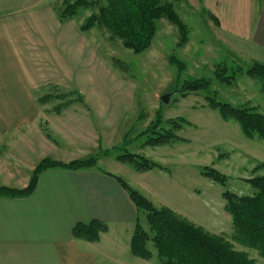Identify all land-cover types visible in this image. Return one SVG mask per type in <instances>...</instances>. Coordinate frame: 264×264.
<instances>
[{
    "label": "crops",
    "instance_id": "crops-1",
    "mask_svg": "<svg viewBox=\"0 0 264 264\" xmlns=\"http://www.w3.org/2000/svg\"><path fill=\"white\" fill-rule=\"evenodd\" d=\"M57 1L0 0V159L10 155L28 166L18 180L11 174L0 186H27L45 157L71 161L96 155L104 132L124 129L135 107V83L123 81L109 66L81 21L59 19ZM200 3L235 54L264 60V0ZM47 85L78 91L84 104L57 112L56 101L38 99ZM26 146L36 160L26 159ZM4 170L1 174L10 172ZM108 173L117 175L101 166L49 168L29 196L0 197V264H158L131 253L142 211ZM157 206L177 211L167 203ZM93 219L108 225L100 240L73 237L76 223Z\"/></svg>",
    "mask_w": 264,
    "mask_h": 264
},
{
    "label": "rangeland",
    "instance_id": "rangeland-1",
    "mask_svg": "<svg viewBox=\"0 0 264 264\" xmlns=\"http://www.w3.org/2000/svg\"><path fill=\"white\" fill-rule=\"evenodd\" d=\"M168 1L174 3L189 27V41L182 47L177 46L178 29L164 18L157 21V32L151 46L141 53L126 48L121 39L114 37L101 25L88 32L97 42L101 56L109 66L119 73L123 81L136 85L135 107L123 124L126 131L120 129L112 133L104 132L107 134L102 135L101 143L98 141L101 146L97 154L102 155L109 148L128 140L127 151L141 153L163 168L138 172L128 164H116V156L123 149L112 150L106 157L103 155L99 165L117 174L133 188L139 187L136 184H142L143 188H140L151 196L155 205L167 203L174 206L177 210L175 212L205 230L223 236L233 243L236 250L245 251L259 264H264V258L257 250L233 240L232 219L225 210L226 202L222 196L225 190L246 195L255 193L256 189L245 179L264 174V168L255 171L257 165L264 163V140L258 137L246 138L237 122L223 120L217 109L209 107L205 92L190 93L186 97L174 92L183 80L213 78L215 65L221 61L245 69L254 61L247 55L235 54L226 45L216 29L214 19L200 0ZM92 12L80 9L75 18L82 23ZM170 54H175L186 64L181 73L176 65L169 62ZM211 90L216 93L219 101L229 102L236 107L256 106L264 113V92L258 78L238 74L232 85L214 79ZM164 95H169L168 103L161 101ZM157 113L161 115L164 125L170 118L189 121L190 124L185 123L178 132L186 140L157 147L145 146L147 136L138 135L156 118ZM15 148L17 151L21 149L20 146ZM22 148L27 152L28 161L36 160L32 149L27 146ZM203 166H212L226 174L229 177L226 185L222 186L202 175ZM3 167L4 171L10 172L1 174ZM27 168L26 160L4 155L0 159V183L7 178L12 179L9 177L11 174L18 180ZM144 185L148 192L144 190ZM143 213L140 222L150 231ZM149 247L154 253L153 259L157 260V252L151 242Z\"/></svg>",
    "mask_w": 264,
    "mask_h": 264
},
{
    "label": "trees",
    "instance_id": "trees-1",
    "mask_svg": "<svg viewBox=\"0 0 264 264\" xmlns=\"http://www.w3.org/2000/svg\"><path fill=\"white\" fill-rule=\"evenodd\" d=\"M57 13L61 21L75 19L80 9L92 12L80 25L82 31H90L97 25L105 27L114 37L121 39L123 45L134 53L147 50L157 32V21L168 20L176 26L179 33L177 46L182 47L189 41V27L171 1L163 0H58ZM212 17V16H211ZM169 62L177 66L179 73L186 67L183 60L170 54ZM238 74H246L261 80L264 92V62H254L248 68L230 65L225 60L215 65L213 78H189L177 86L174 92L182 97L190 93L205 92V99L212 109H217L223 120H233L240 125L246 138L258 137L264 140V113L256 106L236 107L229 102L217 100L211 90L213 80L232 85ZM38 95L41 103L54 100L57 112L74 104H84V97L78 91L69 90L58 85H47ZM164 125L159 113L138 136L146 135L144 145L157 147L186 140L179 131L186 124L184 118H170ZM128 140L113 147L110 151L123 149L116 156L122 163L128 164L138 172H147L154 168H163L141 153L127 151ZM109 151V152H110ZM100 155L71 161L43 158L33 170L28 185L24 188L0 186V197H27L36 188L39 175L49 168L80 170L99 166ZM264 163L255 167L263 169ZM109 175H112L108 173ZM201 174L214 182L225 186L228 176L212 166H203ZM128 192L137 210L145 213L150 231L137 222L131 237L130 251L134 256L149 260L154 253L149 247L151 242L157 252L158 264H259L245 251L236 250L233 243L223 236L211 233L191 222L185 216L167 206H157L138 189L130 186L124 179L112 175ZM256 191L252 195L237 194L229 190L222 193L225 210L231 215L233 240L245 247L255 249L264 258V174L245 179ZM143 213V214H144ZM108 230L106 222L93 219L78 222L72 229L75 238L98 241Z\"/></svg>",
    "mask_w": 264,
    "mask_h": 264
},
{
    "label": "water",
    "instance_id": "water-1",
    "mask_svg": "<svg viewBox=\"0 0 264 264\" xmlns=\"http://www.w3.org/2000/svg\"><path fill=\"white\" fill-rule=\"evenodd\" d=\"M168 100H169V95H164L161 97V101H163L165 103H168Z\"/></svg>",
    "mask_w": 264,
    "mask_h": 264
}]
</instances>
